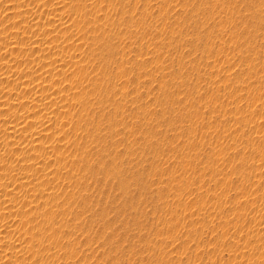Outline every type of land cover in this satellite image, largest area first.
<instances>
[{
	"label": "rangeland",
	"instance_id": "1",
	"mask_svg": "<svg viewBox=\"0 0 264 264\" xmlns=\"http://www.w3.org/2000/svg\"><path fill=\"white\" fill-rule=\"evenodd\" d=\"M0 264H264V0H0Z\"/></svg>",
	"mask_w": 264,
	"mask_h": 264
},
{
	"label": "bare ground",
	"instance_id": "2",
	"mask_svg": "<svg viewBox=\"0 0 264 264\" xmlns=\"http://www.w3.org/2000/svg\"><path fill=\"white\" fill-rule=\"evenodd\" d=\"M44 83H42V85H43ZM42 85H41V87H42ZM53 86H54V84L51 82V81H49V80H47V82L43 85V89H42V93H43V90H45V92L46 91H48V89H50V88H53ZM52 90V89H51ZM41 92V91H40ZM44 95V94H43ZM47 96V95H46ZM44 97V96H43ZM83 99V98H82ZM82 103V102H81ZM82 113V112H81ZM48 114V113H47ZM81 115V114H80ZM82 116H85V115H81L80 117H82ZM49 117V116H48ZM32 128V127H31ZM36 128V127H35ZM38 128H40V127H38ZM37 128V129H38ZM33 129V128H32ZM35 129H33V131H34ZM36 131V130H35ZM35 131H34V133H35ZM46 131V130H45ZM38 132H40V131H38ZM33 133V134H34ZM46 155V154H45Z\"/></svg>",
	"mask_w": 264,
	"mask_h": 264
}]
</instances>
